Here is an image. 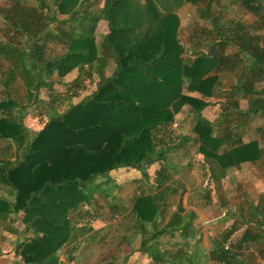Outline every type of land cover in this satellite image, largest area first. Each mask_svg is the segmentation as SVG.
Returning a JSON list of instances; mask_svg holds the SVG:
<instances>
[{
    "label": "trees",
    "instance_id": "16d2710c",
    "mask_svg": "<svg viewBox=\"0 0 264 264\" xmlns=\"http://www.w3.org/2000/svg\"><path fill=\"white\" fill-rule=\"evenodd\" d=\"M7 3L10 7L1 13L5 34L0 37V58L8 63L4 78L8 84L19 77L30 100L21 104L10 92L0 97V141L7 149L0 155V223L17 234L11 248L13 264H62L57 252L63 247L85 237V247L103 243L106 232L99 237L101 230L89 224L90 219L74 221L70 212L81 205L97 217L94 194L117 202L113 188L124 185H108L115 183L111 172L153 164H158L157 179L151 181L154 192L136 195L129 207L121 203L125 220L130 218V232L121 242L131 243L139 236L144 264H201L203 257L235 261L237 254L222 243L230 232L209 254L196 250L201 237L196 238L193 221L198 214L182 199L158 227L166 197H181L187 191L176 185L177 177L167 169L168 164L175 168L168 157L171 145L160 137L188 108L196 152L212 180L221 181L227 170L261 158L264 136L244 141L236 129L251 114L264 115V84L255 88L264 82V35L245 29L241 20H227L225 13L229 4L238 3L264 22V0H103L97 10L91 0ZM184 4H205L207 13L200 16L209 22L207 33H215L206 49L189 58L178 36V10ZM212 6L220 11L215 13ZM99 22L105 23L106 32L98 42ZM229 45L235 47L232 54L226 52ZM236 65L243 71L236 72L238 82L227 92L232 98L228 96L221 109L227 121L224 132L216 134L217 126L201 112L216 102L209 99L217 95L220 72ZM74 69L77 76L66 81ZM81 85L87 93L78 98L72 88ZM238 94L250 99L251 106L239 108ZM36 115L44 119L37 129L25 121ZM231 115L241 116L242 122L231 126L226 119ZM181 140L173 137V145L178 148ZM142 175L147 183L148 169ZM187 201L194 205L190 196ZM257 213L255 207L251 215L256 222L241 233L239 247L264 237V217ZM17 222L21 229L14 226ZM74 257L70 254L66 264ZM122 258L125 263L128 254Z\"/></svg>",
    "mask_w": 264,
    "mask_h": 264
},
{
    "label": "rangeland",
    "instance_id": "374dc122",
    "mask_svg": "<svg viewBox=\"0 0 264 264\" xmlns=\"http://www.w3.org/2000/svg\"><path fill=\"white\" fill-rule=\"evenodd\" d=\"M92 7L94 9H98L102 3L103 0H91ZM205 5V4H204ZM197 4L196 6L192 4H184L179 10L178 14L180 16V25H179V32L178 36L180 39V42L182 43L184 47V56L189 57H195L198 55L199 52H201L203 49H206V41L207 39H211L215 37V33L209 34L207 33V30L209 28V22L205 19V17H202L200 15L207 13L205 11V6ZM9 6V5H7ZM4 6H2L3 8ZM10 7V6H9ZM202 7H204L202 9ZM229 8L227 9V12L225 13V16H228L227 20H231V18L235 20H241L243 23H245V29L250 30L252 32L256 31L257 33L260 32L262 35H264V22L258 21V17L254 15V13L250 12L248 9L244 8L243 6H240L238 3H232L229 4ZM2 8L0 10V20L3 21L1 13ZM217 8V9H216ZM202 9V10H201ZM211 9L218 13L220 9L218 7H211ZM63 17V16H61ZM234 22H232L233 24ZM256 26L257 29L253 30L252 26ZM246 31V30H245ZM5 32V25L4 23L0 24V36ZM106 32V26L105 23L99 22L97 24L96 32H95V39L96 41H100L102 39L103 34ZM235 50V47L233 45H229L226 48V52L228 54H232ZM7 68L8 63L5 61V59L0 58V72L5 75L7 74ZM236 69H224L220 72V84H219V90L217 92V95L215 97L210 98L209 100L211 102H215L212 105L205 108L201 114L202 116L209 119L211 122H213L217 127L215 129V133L219 134L220 132H224V125L227 123V121L224 119V117L221 115V109L223 108V104L225 103V100L228 99V90L231 86V84L238 82L236 72H241L243 69L240 65H236ZM77 76V70H72L64 79L66 81H70L74 79ZM19 80V79H18ZM86 84V82H85ZM264 82L257 83L255 85L256 89H260L263 86ZM3 88V87H2ZM74 90V93H77V97L83 96L87 93V89L84 88V85H81L80 87L72 88ZM27 90L23 85L16 84L15 86H12V91L10 92L11 95L21 104H28L30 103V100H28V97L26 95ZM4 93L0 94V97H4ZM234 96V95H233ZM76 96L73 97L74 101L78 100ZM230 97V96H229ZM255 97V96H252ZM232 98V97H230ZM235 99L238 100L239 108L247 109L251 106L250 99L242 96L241 94L235 95ZM234 110V109H233ZM192 113L189 112L188 108H184L181 113L177 114L175 116L176 126L173 125L172 127H168L169 132L163 133L160 138H162L163 143L168 146L171 145V149L169 150L168 157L170 161L175 165V168L171 166V164H168L167 169L169 172H172L174 176L177 177L176 185H180L181 189H186L185 195L190 196L192 201H198V200H210L212 197L215 199H218L217 196H222V192L224 193V186L227 187V190L230 193V200H226V206L227 208L231 207L232 209L238 211L240 207L238 205L242 203V211L246 217L249 218L251 222H256L255 219L252 217L251 212H255V207H257V216L258 218L264 217V150L262 152L261 158L258 159L255 162L250 163H243L238 168L243 170L242 173H236L233 176L236 178H232L231 182L228 181V176L226 178L221 179V183H215V180L210 178L209 175L210 170L207 165H205L201 158H199L196 148H197V140L196 136L192 132L193 127V117ZM226 119L230 120L231 126H234L235 122L241 123L242 118L239 115H231L230 117H226ZM43 118L40 116H29L26 118V124L31 127L37 129L40 126V122H43ZM241 120V121H240ZM264 128V115L262 113L257 114H251L248 116V119L246 121H243L240 126H237L236 133L238 135H241L242 139L244 141H248L250 139L254 138H262L264 136V132L262 129ZM184 136H187V139H183ZM173 137L179 138L181 142H178L179 147L176 148L177 144L173 145ZM261 142H263L260 139ZM260 142V143H261ZM264 146L263 144H261ZM6 144L3 141H0V155L3 154L7 149L5 148ZM264 148V147H262ZM220 149H223L221 147ZM177 164V166H176ZM158 168V164H153L146 169H130L125 170L121 169L119 171H113L110 173L111 178L115 181L113 183L112 181L108 184L110 186H113L114 184H121L123 183V187L121 188H113L114 195H117L119 197L117 202L111 201L107 199V197H104L103 194L95 193L94 199L98 203L97 208V217H94V215L88 210L83 208V206L79 205L76 207L73 212H70V216L74 218V221H80V217L86 216V218L90 219L89 224H91L95 229L101 230V233H99V237L102 235L103 232H106L107 234L104 237V242L99 244H91L90 246H86V241L89 237H85L83 239H80L81 241H77L73 244H70L69 246H65L62 249L58 250L57 255L58 259L64 258L65 261L67 260L65 258V251H69V255H73L74 261L77 262V264H106L105 261L113 260L115 261L113 264H122V251L125 252V250H132L134 245H139L140 243V237L136 236L131 240V243H123L121 242V238L123 234H128L130 232V218H127L125 220L126 212L121 211L122 208L121 203L123 204V207H129L135 198L136 195H141L143 193H153L154 188L152 187L153 180L157 179L155 171ZM148 169V173L150 174L149 180L146 183V180L142 178L143 171L145 172ZM236 169V168H233ZM235 170L232 171L234 173ZM135 176L140 177L139 181L136 182L132 181ZM179 176V177H178ZM239 179L240 181H237ZM203 180V181H202ZM259 181L261 182V185L258 186ZM240 182V183H239ZM182 185L184 187H182ZM190 187V189H189ZM216 188V189H215ZM221 191V192H219ZM208 194V195H207ZM184 195V196H185ZM183 198V196H182ZM181 198V199H182ZM177 200V195L170 194L166 197L167 206L163 208V217L162 220L159 222L158 227L163 226L164 218L166 214L169 211H173V203H175ZM109 202V203H108ZM238 204V205H237ZM230 205V206H229ZM194 205L191 204V208H193L195 211H197V214H204V208L198 210V208H194ZM87 208V207H86ZM169 208V209H168ZM233 212V210H232ZM235 214V213H233ZM87 219V220H88ZM85 222H87L85 220ZM194 224L197 228V230H201V226L206 224L200 225V222H198V219H194ZM239 222V221H238ZM208 224V223H207ZM252 224V223H251ZM250 224V225H251ZM240 223V227H241ZM18 229H21V223L17 222L14 225ZM204 226V227H205ZM238 228V227H237ZM264 228V225L262 226ZM204 230V229H203ZM238 230V229H237ZM217 236L219 237L216 239L217 241H220L224 237L225 228L218 227ZM239 231V230H238ZM236 231V232H238ZM240 233L235 234L236 238L240 237ZM5 236V237H2ZM17 234L7 228L4 224L0 223V245L5 246V248H13L14 243L16 242ZM163 240L167 238L165 235L162 236ZM239 239V238H238ZM262 245H264V237L261 239ZM196 242H200L199 239H196ZM198 243L196 245H198ZM249 243H246L244 245H248ZM200 245V244H199ZM242 244V246H244ZM83 246V247H82ZM195 246V245H194ZM241 246V247H242ZM84 248L81 252L80 248ZM163 247V246H161ZM240 247V248H241ZM66 249V250H65ZM12 249L5 252V255H8L11 258V264L14 261V258L12 257ZM134 252V251H133ZM130 252L127 262L123 264H128V262L131 264V262L136 260V262L140 264L146 263V260L138 259L137 261V254ZM91 256H89V254ZM2 253L0 252V255ZM241 254V253H240ZM85 255V256H84ZM136 256V257H135ZM84 257H90L89 262L87 263H80L79 261H82ZM68 258V257H67ZM70 260V258H68ZM73 260V259H72ZM71 260V261H72ZM197 258H195V261ZM254 261V258L249 257L248 261ZM250 263V262H249ZM111 264V263H110Z\"/></svg>",
    "mask_w": 264,
    "mask_h": 264
},
{
    "label": "crops",
    "instance_id": "0c3cea01",
    "mask_svg": "<svg viewBox=\"0 0 264 264\" xmlns=\"http://www.w3.org/2000/svg\"><path fill=\"white\" fill-rule=\"evenodd\" d=\"M7 2H8V0H0V10H1L2 6H4L3 8L8 7L7 5H9V4ZM1 23H2V21L0 20V24ZM0 37H3V34ZM5 76L6 75H3L0 72V77L2 79ZM18 79H19V77H17L13 82L6 84V81L4 78L0 82V94L6 93V92H8V93L11 92L12 86H15L16 84L22 85L20 79L19 80ZM233 170H235L234 173H232ZM242 171L243 170H241L239 168H236V169L231 168V169L227 170L226 176H228V181L231 182L232 178H234L236 180V178L233 175L236 173L240 174V173H242ZM226 176L224 178H226ZM136 177H138V176H135L134 178H136ZM237 181H240V180L237 179ZM212 182H213V180H212ZM261 182L262 181H259L258 186L261 185ZM215 183L217 184V183H221V182L215 181ZM189 189H190V187H189ZM219 192H221V191H219ZM184 195H185V193L182 195L183 198H182V196L180 197L179 195H177V200L175 203H173V211L171 212L168 210V213L166 214V216L164 218V223H166L169 220L171 214L174 212V210H176L179 199L182 198V203L184 206H186L187 209L191 207V204L187 201V195H185V196ZM229 195H230V193L227 190V187L224 186V193L222 192V196H220V195L217 196L218 199H215L214 197H212V200L208 201L206 204H204L201 199L198 201H194V206H195V207L193 206L194 208H198V210L204 208V214H200L196 217L198 219V222H200V225H203L202 219L204 217L209 218L208 224H206V226L205 225L201 226V228H203L204 230L203 229L197 230L196 238L201 237V241L198 243V245H196V250L198 252L204 251V253L209 254V251L213 250L214 243L217 241L216 239L219 238L217 236L216 230L220 226L221 228H225V231H226L225 233L230 232L228 239L222 243H223V246L225 244L229 243V247L225 248V249H228L231 252L236 253L237 254V256L235 257L236 260L233 262L232 261L228 262V260L226 259L225 260L226 263H225L223 260H216V259L210 260L207 257H203L201 264H264V245H262L261 240L258 243L246 242V243H249L248 245H244L246 243H243L244 246H242L241 248L238 246L237 241H238L239 237L236 238L235 234L240 233V235H241V233L244 231V229L247 227V225L251 223V221L249 220V218L246 217L247 215H245L243 213L242 206H241L242 203H241V205L237 204L238 207H240V209H238V211L234 210V208L236 206L233 209L231 207L227 208L225 201L228 199L230 200ZM224 210H227L226 213L224 212ZM232 210H233V212H232ZM196 213H197V211H196ZM233 213H235V214H233ZM240 223L242 224L241 227H240ZM236 231H238V232H236ZM9 247L11 249V246H9ZM10 249L5 248V246L0 245V252L2 253L0 255V264H11V258L8 255L4 254L5 252L9 251ZM130 252H133V253L138 252V254L136 255L137 257L135 256L137 258V261H138L139 254H140V251L138 250V245H134L132 250H127V251L125 250V252L122 251V253H126V254H128V256H129ZM68 256H69V251L67 250V252L65 251V258L68 259L67 258ZM89 256H91V255L89 254ZM249 257L254 258V261L253 260L248 261ZM89 258L90 257H84L82 259V261H79V262L80 263H84V262L88 263ZM145 258L149 262V258L148 257H145ZM58 261L61 262L62 264L67 263L66 262L67 260L65 261V259L61 258V257L58 259ZM90 262H91V260H90ZM171 262L172 261L169 260L166 264H170ZM73 263L77 264V262L74 260H72L69 264H73ZM140 263L136 262V260L135 261L133 260L131 262V264H140ZM128 264H130V263L128 262ZM173 264H176V263L173 262Z\"/></svg>",
    "mask_w": 264,
    "mask_h": 264
},
{
    "label": "built area",
    "instance_id": "2783aa9c",
    "mask_svg": "<svg viewBox=\"0 0 264 264\" xmlns=\"http://www.w3.org/2000/svg\"><path fill=\"white\" fill-rule=\"evenodd\" d=\"M176 124H177L176 122H173V125H174V126H176ZM226 211H227V210H224L225 213H226ZM202 222H203V224H207V223L209 222V218L204 217V218L202 219ZM225 247L228 248V247H229V243L225 244Z\"/></svg>",
    "mask_w": 264,
    "mask_h": 264
}]
</instances>
